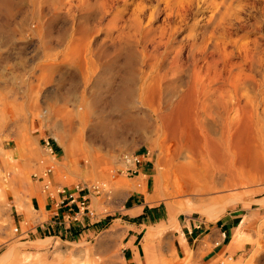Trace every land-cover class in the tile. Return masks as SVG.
<instances>
[{
  "label": "bare ground",
  "instance_id": "6f19581e",
  "mask_svg": "<svg viewBox=\"0 0 264 264\" xmlns=\"http://www.w3.org/2000/svg\"><path fill=\"white\" fill-rule=\"evenodd\" d=\"M249 10H260L262 19L247 22ZM59 20L64 25L56 29ZM263 21L264 0H0V48L25 29L37 39L32 76L36 69L41 78L44 68L72 66L83 85L93 75L95 83L106 82L111 96L99 113L129 114L135 102L138 111L156 116L149 126L175 147L145 197L154 202L264 177V33L257 29ZM0 63L27 66L28 59L19 54L11 63L0 52ZM98 67L108 76L97 77ZM95 125L107 130L105 142L116 137L117 123ZM116 184L127 192L139 186ZM174 206L168 203L170 213ZM159 227L165 228L151 227L146 238ZM119 231L113 225L112 233Z\"/></svg>",
  "mask_w": 264,
  "mask_h": 264
},
{
  "label": "rangeland",
  "instance_id": "374dc122",
  "mask_svg": "<svg viewBox=\"0 0 264 264\" xmlns=\"http://www.w3.org/2000/svg\"><path fill=\"white\" fill-rule=\"evenodd\" d=\"M259 12L246 11L247 22L252 23L255 16L262 19ZM261 24L263 29H257L262 34L264 21ZM60 25H64L63 20L55 28ZM23 30L19 38L0 48L11 63L19 54L28 59L27 66L0 63V264H128L126 246L132 233L142 247V264H203L212 252L219 253L221 264H264V177L210 192L161 195L150 202L155 204L153 219L128 232L122 209L131 198L130 192L118 190L116 183L140 184L148 178L147 188L141 182L138 191H152L146 195L151 196L155 178L167 169L164 160L170 159L174 143L150 127L156 116L138 111L133 107L135 102L128 104L129 114L96 111L108 104L111 95L105 81L95 83V75L86 85L72 66L44 68L41 78L42 71L36 69L32 76L29 67L37 39ZM98 69L97 77L108 76V70ZM183 77L182 83L189 78ZM136 111L145 120L139 122L141 125L134 121ZM81 117L87 120L85 124ZM98 122L118 124L113 141L105 142L103 131L107 130L96 126ZM164 184L168 187L170 181L164 178ZM76 186L84 188L81 194L87 195L89 205L82 214L83 225L59 237L31 233L37 224L33 198L38 197L43 204L46 194L73 191ZM171 201L176 206L170 213ZM205 213L214 215L213 219ZM192 218L200 224L195 234L199 236L194 241L189 238V245H184L182 225ZM115 224L120 231L113 234ZM160 224L165 228L159 227L146 238L151 227ZM221 224L223 241L208 234L209 227ZM198 242L203 244L198 247Z\"/></svg>",
  "mask_w": 264,
  "mask_h": 264
},
{
  "label": "crops",
  "instance_id": "0c3cea01",
  "mask_svg": "<svg viewBox=\"0 0 264 264\" xmlns=\"http://www.w3.org/2000/svg\"><path fill=\"white\" fill-rule=\"evenodd\" d=\"M142 172L145 171L143 170ZM141 182H145V187L147 188L148 178L142 179ZM141 182L139 181L138 183L141 184ZM140 184L139 186H142V184ZM138 189L130 191L129 197L131 198L122 209L123 216H125L127 219V221H125L129 226L128 232L136 231L138 227L146 225L148 222H150V220L153 219L155 215V204H150L149 201H145L146 195H150L152 191L150 193H144L142 191H138ZM61 200L62 196L58 193L57 195L46 194L43 204H41L38 197L33 198L31 205L36 212L34 219L36 220L37 224L35 225L34 230H30L31 233H36L38 236H44L45 238L59 237V235H62L63 232H75L77 227L83 225L81 222L83 212L80 211V209L77 207V204L70 206L67 199L62 203ZM199 227L200 224H196V221L193 218L188 219L187 224L182 225V231L185 237L184 245H189V238H191L192 241L196 240L199 235L195 234ZM223 229L224 226L222 224L216 227L212 226L209 227L208 234L214 236L215 239L220 237L221 241H223L225 238V231H222ZM136 238V235L132 233V235H130L127 240L128 243L126 246V256L128 264H142V247H139L136 244ZM202 238L204 240L207 239L206 237ZM199 240H201V238ZM202 244V242H198V247H200ZM202 263L221 264L219 253H210L207 258L203 259Z\"/></svg>",
  "mask_w": 264,
  "mask_h": 264
},
{
  "label": "built area",
  "instance_id": "2783aa9c",
  "mask_svg": "<svg viewBox=\"0 0 264 264\" xmlns=\"http://www.w3.org/2000/svg\"><path fill=\"white\" fill-rule=\"evenodd\" d=\"M49 144L48 142L46 143ZM49 150L51 151V147H49ZM132 157H130V160ZM137 159V158H136ZM129 159H127L128 161ZM51 169H47V172H50ZM84 188H79L78 186L75 187L73 191H66V190H58L57 193L62 196L61 203L64 200L69 201V205L72 206L73 204H77V207L80 209L81 212H84L85 209H89V205L87 204V195L81 194ZM67 196V197H66ZM64 197V198H63Z\"/></svg>",
  "mask_w": 264,
  "mask_h": 264
}]
</instances>
